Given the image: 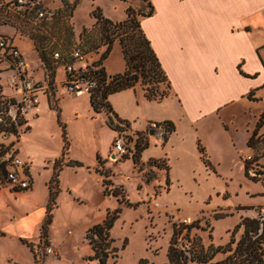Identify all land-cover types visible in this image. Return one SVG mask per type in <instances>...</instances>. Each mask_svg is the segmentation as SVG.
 <instances>
[{"label": "rangeland", "instance_id": "1", "mask_svg": "<svg viewBox=\"0 0 264 264\" xmlns=\"http://www.w3.org/2000/svg\"><path fill=\"white\" fill-rule=\"evenodd\" d=\"M5 1L0 0V33L14 37L15 43L21 48L25 59L33 69L34 76L42 77L44 71L47 73V69L32 48L30 43L32 40L28 33L23 30L25 22L13 16L19 14L18 9H8L2 6ZM147 2L148 0H77L75 3V0H42V6L52 16H62L73 28V42L78 44L84 40V37H79L81 28L90 27L94 22L93 11L97 12L100 9L102 15L117 22L126 17L125 9L128 5L135 6L133 7L135 11H146L149 8ZM19 15L20 18L36 23L32 14ZM136 18L140 19L141 16L136 15ZM42 23L39 28L45 32V29H49L53 23V17ZM132 33L137 36V28ZM62 38L52 37L48 46L57 43L55 47L59 48ZM114 43H118L117 38ZM104 47L102 46L99 51ZM112 47L109 62L113 68H117L121 62V55L117 44ZM56 72V80L62 79L63 68L57 67ZM135 87L144 92L146 86L141 85L138 80ZM160 87L163 88L164 84H160ZM58 88L63 87L59 85ZM87 93L85 88L75 93L80 94L77 102L80 103L79 106L84 114L89 107V101L86 99ZM262 99L264 102V98ZM62 102L63 106L60 107L57 98H53L50 110H44L42 113L40 111L36 123L31 125L34 140L41 148L46 149L42 152L43 159L46 158L44 163H34L31 167L33 186L19 192L4 190L0 193V264H34L33 254L27 243H32L37 264H98L97 260L89 258L92 251L85 239V233L89 226L102 221L107 210L113 211L116 208H120V211L113 222L110 234L114 238V245L118 251L117 256L108 257L106 264H139L141 258H147L150 262H165L167 249L174 232H176L179 246L190 245L191 242L187 240L188 225L183 221L188 216L194 219L190 229V238L201 236L204 246L208 243L225 245L230 239L231 230L243 216H262L264 219V178L253 181L247 177L246 180L243 168L233 163L231 167L223 170L232 178L228 181L229 198H226L225 204L220 205L223 209L213 208L203 210L202 213L181 206L177 210L167 211L166 216L160 212L161 218L164 219L161 220L158 218V213L147 210L146 206L151 205L152 198L158 191L166 188L165 184H161L159 188L156 187L158 181L165 180V162L162 168H158L154 165L134 166L130 157L113 158V140L121 136L128 138L131 135L125 131H116L114 138H111L112 133L107 131L98 119H93L92 122L88 118L77 117L74 114L76 104L68 100ZM57 109H60V118L65 124L69 140L68 151L63 161L78 159L86 165L94 164V143L99 147L100 153L107 151L105 160L101 157V161L103 169L108 171V178L113 183L110 188L117 185L122 186L126 199L135 205L119 204L112 194L101 197L102 177L96 171L88 174L85 167L75 168L65 165L59 174L60 191L56 199L57 207L53 210L52 220L48 226L47 242H45V239L40 238V228L45 218L48 181L52 175L53 161L60 156L63 145L61 128L57 123ZM239 109L241 108L236 107V112ZM92 115L91 113L89 116ZM234 115L233 126L236 129L230 125V131L233 135L237 131L235 139L242 147L244 131L240 128L242 123L240 120H243L244 116L240 110ZM248 118V128H250L253 121V115L250 112ZM35 124H38L36 128ZM90 127L92 138L85 137L84 133L85 128L87 130ZM259 133H264V126L260 128ZM263 145L264 138L256 149L248 150L252 158L249 159L251 174H254L255 169L264 167V156L258 160V164L253 160L256 154L262 152ZM23 147L24 150L32 149L25 144ZM245 154L242 155L243 161ZM137 176L141 177L144 191L137 185ZM148 191L151 192L149 199L146 197ZM238 205L245 208L236 209ZM219 214L226 215L216 219L215 216ZM178 217L182 219H177ZM240 234L241 230L236 233V238H239ZM50 239L54 242L53 245ZM49 246L52 247L54 253L46 252V247ZM225 255L218 253L214 260L223 259Z\"/></svg>", "mask_w": 264, "mask_h": 264}, {"label": "crops", "instance_id": "2", "mask_svg": "<svg viewBox=\"0 0 264 264\" xmlns=\"http://www.w3.org/2000/svg\"><path fill=\"white\" fill-rule=\"evenodd\" d=\"M150 2L153 12L150 16H141L140 26L170 81V93L159 100L148 99L142 90L129 87L110 93L107 100L113 113L128 123L125 132L133 137H137V133L144 134L147 145L140 152L141 165L151 166V160H162L166 164L168 183L164 180L156 185L159 188L165 184L166 188L156 193L151 205L146 206L147 210L158 213V218L164 220L160 212L166 216L167 211L181 206L202 213L213 208L223 209L220 205L229 198L228 181L232 180L231 175L223 170L237 163L244 171L242 155L250 149L247 141L264 109V0ZM115 44L118 45L121 62L117 68L110 64L112 47L103 61L108 74L125 69L121 48ZM56 74L55 86L41 97L31 125L36 123L40 111L50 110L53 98H57L60 107L63 100L76 104L75 116L90 121L98 119L114 138L116 131L107 125L104 112H94L89 93L86 95L89 107L84 114L77 102L80 94L66 92L63 86L58 88L64 76L56 80ZM251 91L253 99H249ZM236 107L241 108L239 110L244 116L240 120V128L244 131L242 147L235 139L237 131L234 135L230 131V125L235 123L234 114L239 112H236ZM249 112L253 115L250 128ZM91 113L93 115L89 116ZM165 121L174 125L166 139L163 137L166 126L161 124ZM150 130H153L152 134ZM32 131L31 126L20 140L19 151L30 162L33 186L31 167L34 163H44L46 158L43 159L42 152L46 149L34 140ZM84 133L85 137L92 138L91 127L85 128ZM24 144L32 149L24 150ZM93 146L94 164L86 165L76 159L83 163L80 167H85L88 174L96 171L97 155L105 160L107 153H100L94 143ZM199 146L203 149L204 158ZM141 182V177L137 176V185L144 191ZM4 190L11 191L5 188L0 193ZM104 195L102 186L101 197ZM149 195L151 192L148 191V199ZM50 242L54 244L51 239Z\"/></svg>", "mask_w": 264, "mask_h": 264}, {"label": "trees", "instance_id": "3", "mask_svg": "<svg viewBox=\"0 0 264 264\" xmlns=\"http://www.w3.org/2000/svg\"><path fill=\"white\" fill-rule=\"evenodd\" d=\"M76 2L77 0H75ZM147 5L149 8L146 11H135L133 7L128 5L125 9L126 17L117 22L102 15L100 9L97 12L93 11L94 22L90 27L83 26L81 28L79 37H84V40L78 44H74L73 42V28L66 23L61 15H50L36 20V23H31L29 20L20 18L19 14H24L25 16H28V14L34 15L32 10L26 11L15 8L18 9L17 13L19 14L13 16L25 22L23 30L28 33L39 59L46 67L47 74L50 76L55 74L57 67L65 62L72 61L71 52L76 47H79L84 53L88 54L89 58L93 59L89 71L83 74L84 78L95 80V86L88 90L91 107L96 113L104 112L106 114V123L111 129L122 132L126 129L128 123L113 113L111 104L107 100L110 93L135 87V83L138 80L141 85L146 86L144 88V96L148 99H162L171 90L170 81L140 26V20L136 18V15L150 16L152 14L153 6L150 0H148ZM52 17L53 23L49 26V29H45V32L41 31L39 26L43 24L42 22L49 21ZM135 28H137V36H135V33H132ZM54 36L63 37L60 47L57 49L55 47L57 43L48 46L51 38ZM116 38L125 59V69L122 72L108 74L103 66V61L109 55ZM102 46H105L104 49L99 51ZM54 51H59L60 58H53ZM160 84H164V87L161 88ZM252 94L253 91L249 92V99H253L251 98ZM57 123L61 128L63 145L60 156L53 161V171L48 181V200L45 206V218L40 228V238L45 239V242H47L48 226L52 220L53 210L57 207L56 199L60 191V171L65 165L71 167L83 165L82 162L76 159L63 161L68 151L69 140L65 124L60 118V109H57ZM163 123L167 131L163 137L166 139L168 133L174 129V125L169 121ZM262 126H264V109L260 113L247 141V145L252 149H256V146L264 138V133H259ZM146 145L147 140L144 134L137 133L133 145V154L131 156L123 155L121 158L126 159L130 157L134 166H141L140 152ZM199 150L204 158L203 149L200 146ZM263 156L264 145L262 152L256 154L253 160L258 164V160ZM244 162V174L246 177L253 181L264 178V167L263 169H255L253 171L254 174H251V161ZM150 164L162 168L161 166L164 163L162 160H151ZM165 169L167 171V167ZM96 172L102 177L103 193L105 195H114L119 204H133L126 199L122 186L117 185L110 188L113 183L108 178V171L103 169L99 155H97ZM165 182L168 183L167 177L165 178ZM119 211L120 208H116L113 211L107 210L102 221L89 226L86 230L85 239L92 251L89 258L97 260L98 264H106L108 257L117 256L118 249L114 245V238L110 234V229ZM224 215L226 214H219L215 218H221ZM192 226V224L187 226V240L191 242L189 246H179L176 232H174L167 249V260L165 262L156 263L148 261L147 258H141L139 264H264V219L262 216L241 217L238 224L231 230L230 239L225 245L209 243L207 246H204L201 236L190 238ZM240 230V237L236 238V233ZM209 237H211V234H209ZM27 244L33 254L34 264H37L32 243ZM218 253L226 255L223 259L214 260Z\"/></svg>", "mask_w": 264, "mask_h": 264}, {"label": "built area", "instance_id": "4", "mask_svg": "<svg viewBox=\"0 0 264 264\" xmlns=\"http://www.w3.org/2000/svg\"><path fill=\"white\" fill-rule=\"evenodd\" d=\"M2 6L32 10L35 20L52 15L44 10L42 0H6ZM71 56V62L60 66L64 71L60 85L69 93H78L83 88L88 92L95 86V80L84 78L83 74L89 71L93 59L79 47L73 49ZM53 58H60L59 51L53 52ZM53 86L55 74L50 76L44 71L42 77H35L14 37L0 33V190L21 191L31 188L30 162L20 155L19 143L31 128L33 112L41 97ZM165 133L166 129L163 135ZM135 139L132 136L114 139L113 158L131 156ZM244 157V161L252 159L249 151ZM183 221L190 225L194 219L188 216ZM46 252L54 253V250L49 246Z\"/></svg>", "mask_w": 264, "mask_h": 264}, {"label": "water", "instance_id": "5", "mask_svg": "<svg viewBox=\"0 0 264 264\" xmlns=\"http://www.w3.org/2000/svg\"><path fill=\"white\" fill-rule=\"evenodd\" d=\"M149 133L152 134L153 133V130H150ZM112 157H113V155H112Z\"/></svg>", "mask_w": 264, "mask_h": 264}]
</instances>
